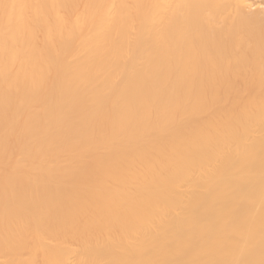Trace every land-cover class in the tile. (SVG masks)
<instances>
[{"label": "bare ground", "instance_id": "bare-ground-1", "mask_svg": "<svg viewBox=\"0 0 264 264\" xmlns=\"http://www.w3.org/2000/svg\"><path fill=\"white\" fill-rule=\"evenodd\" d=\"M0 264H264V0H0Z\"/></svg>", "mask_w": 264, "mask_h": 264}]
</instances>
